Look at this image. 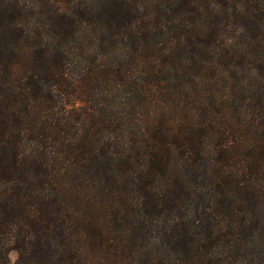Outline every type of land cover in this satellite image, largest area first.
I'll return each mask as SVG.
<instances>
[{
	"label": "trees",
	"instance_id": "1",
	"mask_svg": "<svg viewBox=\"0 0 264 264\" xmlns=\"http://www.w3.org/2000/svg\"><path fill=\"white\" fill-rule=\"evenodd\" d=\"M264 264V0H0V264Z\"/></svg>",
	"mask_w": 264,
	"mask_h": 264
},
{
	"label": "rangeland",
	"instance_id": "2",
	"mask_svg": "<svg viewBox=\"0 0 264 264\" xmlns=\"http://www.w3.org/2000/svg\"><path fill=\"white\" fill-rule=\"evenodd\" d=\"M8 257H9L10 262L12 264H15L16 259H17V252L15 250H10L8 252Z\"/></svg>",
	"mask_w": 264,
	"mask_h": 264
}]
</instances>
